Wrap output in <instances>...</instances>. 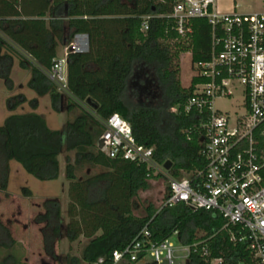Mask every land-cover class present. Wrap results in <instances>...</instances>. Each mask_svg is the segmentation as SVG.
<instances>
[{"label":"trees","instance_id":"obj_1","mask_svg":"<svg viewBox=\"0 0 264 264\" xmlns=\"http://www.w3.org/2000/svg\"><path fill=\"white\" fill-rule=\"evenodd\" d=\"M173 2L0 0V76L11 89L9 72L16 57L20 67L30 71L27 86L37 96L48 95L57 112L63 97L46 72L59 47L66 45L75 33H85L89 38L87 53L67 56L68 93L84 102L86 108H80L61 129L50 128L45 118L35 112L9 114L0 124V188L3 190L7 187L11 160L40 181L57 179L58 157L62 152L74 151L75 164L101 168L78 179L74 164L70 161L65 164L69 199L65 237L70 242L80 237L87 240L80 260L71 259L70 264H92L99 257H104V264H110L112 251L122 250L144 227L154 243L175 233L182 245L199 242L185 264H211L214 259H221L219 264H257L245 245L230 241L229 230L222 229L224 220L209 211L184 204L161 209L149 205L144 215H135L138 192L147 190L149 180L158 176H153L145 165L109 158L97 146L103 131L102 121L117 112L130 123L138 143L154 148V159L159 164L172 162L170 174L178 176L180 169L199 166L196 139L187 141L181 132L189 118L171 114L169 107L184 102L191 95L193 85L200 81L193 76L188 86H182L179 54L189 51L192 64L208 59L211 28L206 20L194 19L190 42L181 43L170 30L172 20L167 17ZM147 15L151 16L148 29L142 32V16ZM139 63L143 67L137 68ZM149 65L158 66L155 76L164 88L163 103L156 106L138 101L131 105L125 100L129 90L137 96L142 89L141 96L152 97V79L142 70ZM87 99L93 103H86ZM25 101L23 95H17L9 104L12 108ZM30 102L37 107L36 99ZM67 106L69 111L75 107L71 102ZM23 189L26 196L31 195L29 189ZM166 197L167 186L163 200ZM42 207L44 212L35 221L45 224L42 233L49 245L61 234L60 203L49 198ZM0 230L12 244L10 232L1 219ZM0 247L8 250L9 245L0 243ZM0 264H18V260L8 252ZM119 264L135 262L123 260Z\"/></svg>","mask_w":264,"mask_h":264},{"label":"built area","instance_id":"obj_2","mask_svg":"<svg viewBox=\"0 0 264 264\" xmlns=\"http://www.w3.org/2000/svg\"><path fill=\"white\" fill-rule=\"evenodd\" d=\"M217 1L174 0L167 15L170 30L184 44L190 42L194 19L206 20L211 28L209 57L193 64L200 81L184 102L169 107L171 114L189 118L181 132L187 141L196 139L199 166L170 174L154 159V148L138 143L130 123L117 112L102 121L98 148L109 158L145 165L153 176L164 177L167 197L159 209L184 204L220 216L230 241L245 245L255 262L264 264V12L223 14L217 11ZM150 18L142 16V32ZM88 51V35L75 33L64 53L53 59L46 76L61 94L68 93V54ZM218 99L229 100L233 110L218 109ZM149 237L144 227L122 250L112 251L110 264L136 262L147 253L156 264H175L177 258L186 262L200 244L179 248L171 237L158 243ZM203 251L207 254L206 248ZM104 263L99 257L92 264Z\"/></svg>","mask_w":264,"mask_h":264},{"label":"rangeland","instance_id":"obj_3","mask_svg":"<svg viewBox=\"0 0 264 264\" xmlns=\"http://www.w3.org/2000/svg\"><path fill=\"white\" fill-rule=\"evenodd\" d=\"M226 4L227 0H218L217 11L223 14L231 13L224 12L220 9L224 8ZM170 44L172 48L175 49L174 43L170 42ZM67 45L68 43L59 47V56L64 53ZM136 67H143V64L139 63ZM157 67V65H149L142 69L146 71L152 79L150 85L153 94L152 97L146 101L156 106L163 103L164 91V88L156 80L155 70ZM179 68L180 83L183 87H186L190 84L191 78L195 74L189 51H184L179 54ZM9 78L12 82L11 89L8 88L4 79L0 76V124L9 114L35 112L45 118L50 128L61 129L66 120L72 119L80 108H86L84 102L72 97L69 93H62L63 100L59 106V112L53 110L48 95L37 96L27 86V82L30 78V71L20 67L16 57L12 60ZM17 95H23L26 101L11 108L9 101ZM33 99H36V108H34L30 102ZM125 100L131 105L139 101L132 90L127 91ZM70 102L73 103L75 107L69 111L67 105ZM215 105L221 110H233V106L230 105L229 100L218 99ZM164 117L163 115L162 118L164 119ZM58 160L59 175L57 179L47 181L36 179L32 175L26 173L17 162L13 160L9 161L7 187L5 190L0 188V219L10 232L13 243L11 244L9 238L0 230V243L9 245L8 250L0 247V259L6 253L11 252L18 260V264H70L72 261L71 259L80 260L81 249L87 240L80 237L78 240L70 242L65 237L64 232V226L68 220L66 216V207L69 200L68 181L65 178V164L66 161H70L74 164V172L78 179L99 172L101 168L75 164L74 151L62 152ZM149 184V188L145 191H139L135 198L137 205V208L134 210L135 215H144L145 209L149 205L160 208L164 201L163 197L165 196L167 186L166 179L158 176L150 179ZM23 188L29 189L31 195L26 196ZM49 198L59 200L63 224L61 226L60 236L54 237L50 244L47 245L44 242L42 233L45 224L36 222L35 217L44 212L42 203ZM47 232L50 233V230ZM170 240L176 247L181 248L182 244L176 236H172ZM176 255L183 257L185 252H178ZM150 262H153V258L150 253H147L142 260L136 261L135 264H146ZM175 264H185V259L177 258ZM211 264H214V262Z\"/></svg>","mask_w":264,"mask_h":264},{"label":"crops","instance_id":"obj_4","mask_svg":"<svg viewBox=\"0 0 264 264\" xmlns=\"http://www.w3.org/2000/svg\"><path fill=\"white\" fill-rule=\"evenodd\" d=\"M220 9L224 12L235 11L240 14L263 13L264 0H227L226 6Z\"/></svg>","mask_w":264,"mask_h":264},{"label":"water","instance_id":"obj_5","mask_svg":"<svg viewBox=\"0 0 264 264\" xmlns=\"http://www.w3.org/2000/svg\"><path fill=\"white\" fill-rule=\"evenodd\" d=\"M86 103H88V104H92L93 102L90 100V99H87L86 100ZM94 107H95V105H94ZM171 166H172V162L171 161H166L165 163H164V168L166 169V170H169L170 168H171Z\"/></svg>","mask_w":264,"mask_h":264},{"label":"flooded vegetation","instance_id":"obj_6","mask_svg":"<svg viewBox=\"0 0 264 264\" xmlns=\"http://www.w3.org/2000/svg\"><path fill=\"white\" fill-rule=\"evenodd\" d=\"M144 90H140L139 91V94L137 95V97H138V99H139V101H146V100H148V98H149V96H141L142 94V92H143ZM151 97V96H150ZM150 99V98H149Z\"/></svg>","mask_w":264,"mask_h":264}]
</instances>
